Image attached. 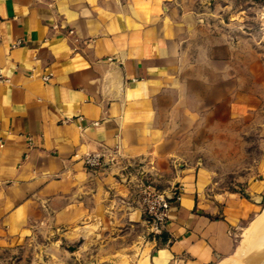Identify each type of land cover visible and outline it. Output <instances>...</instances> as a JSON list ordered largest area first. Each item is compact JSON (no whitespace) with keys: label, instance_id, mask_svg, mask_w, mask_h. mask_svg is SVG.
I'll return each instance as SVG.
<instances>
[{"label":"crops","instance_id":"crops-1","mask_svg":"<svg viewBox=\"0 0 264 264\" xmlns=\"http://www.w3.org/2000/svg\"><path fill=\"white\" fill-rule=\"evenodd\" d=\"M170 6L0 0V247L77 224L84 239L85 223L128 195L117 177L128 163L175 153L177 135L194 132L200 117L245 100L228 87L236 47L227 39L191 43L199 19ZM92 152L115 161L88 167L82 158ZM174 193H165L168 220L149 242L157 246L150 263L208 264L230 255V229L256 202L228 200L211 218L195 195ZM115 254L98 247L89 264Z\"/></svg>","mask_w":264,"mask_h":264},{"label":"rangeland","instance_id":"rangeland-1","mask_svg":"<svg viewBox=\"0 0 264 264\" xmlns=\"http://www.w3.org/2000/svg\"><path fill=\"white\" fill-rule=\"evenodd\" d=\"M170 4L174 13L199 19L192 25L191 43L227 39L236 47L228 87L232 97L245 100L234 103L230 112L200 117L191 127L194 132L177 135L175 153L165 158L146 154V159L128 163L117 174L128 195L106 217L89 219L84 239L79 236L80 224L65 233L61 229L51 235L39 233L30 244L0 247V264H89L101 246L116 253L113 261L102 264H136L145 254L150 260L157 246L150 245L153 235L143 221L148 218L144 198L169 190L174 196L195 195L199 210L211 218L221 217L228 200H240L244 207L256 202L255 211L230 229L234 239L230 255L240 245L245 227L264 206V0H170ZM112 161L109 154L98 167L107 168ZM209 205L218 210L210 214Z\"/></svg>","mask_w":264,"mask_h":264},{"label":"bare ground","instance_id":"bare-ground-1","mask_svg":"<svg viewBox=\"0 0 264 264\" xmlns=\"http://www.w3.org/2000/svg\"><path fill=\"white\" fill-rule=\"evenodd\" d=\"M264 261V206L245 227L244 238L235 251L216 264H262ZM136 264H151L145 254Z\"/></svg>","mask_w":264,"mask_h":264},{"label":"built area","instance_id":"built-area-1","mask_svg":"<svg viewBox=\"0 0 264 264\" xmlns=\"http://www.w3.org/2000/svg\"><path fill=\"white\" fill-rule=\"evenodd\" d=\"M0 80L2 77L0 76ZM83 163L88 167H96L102 164L104 153L92 152L87 153L82 158ZM175 199H180V194H176ZM144 212L148 214V218H144V223L148 224L147 230L153 235V241L162 234L164 225L168 220L169 201L163 193H149V196L144 198Z\"/></svg>","mask_w":264,"mask_h":264},{"label":"water","instance_id":"water-1","mask_svg":"<svg viewBox=\"0 0 264 264\" xmlns=\"http://www.w3.org/2000/svg\"><path fill=\"white\" fill-rule=\"evenodd\" d=\"M262 264H264V261H263V263Z\"/></svg>","mask_w":264,"mask_h":264}]
</instances>
